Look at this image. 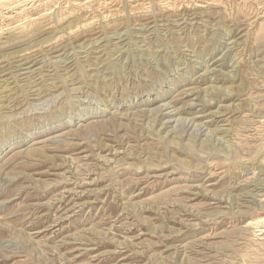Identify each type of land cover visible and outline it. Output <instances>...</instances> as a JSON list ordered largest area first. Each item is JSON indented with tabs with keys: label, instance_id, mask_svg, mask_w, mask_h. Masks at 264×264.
<instances>
[{
	"label": "rangeland",
	"instance_id": "1",
	"mask_svg": "<svg viewBox=\"0 0 264 264\" xmlns=\"http://www.w3.org/2000/svg\"><path fill=\"white\" fill-rule=\"evenodd\" d=\"M213 1L4 23L0 264H264V0Z\"/></svg>",
	"mask_w": 264,
	"mask_h": 264
},
{
	"label": "bare ground",
	"instance_id": "2",
	"mask_svg": "<svg viewBox=\"0 0 264 264\" xmlns=\"http://www.w3.org/2000/svg\"><path fill=\"white\" fill-rule=\"evenodd\" d=\"M72 1H75V0H0V38L1 37H3V35L4 34H8V33H10L11 32V28H4L3 27V25H4V23L5 22H11V21H16V20H18V18H20V17H22V15L23 14H25L26 16H28V14L31 12V11H35V9H37L38 10V8L37 7H40L41 6V8L42 7H48V9H50V7L51 6H55V7H60L62 4H67V6L68 5H70L71 4V2ZM87 1V0H86ZM91 1V0H90ZM93 1V0H92ZM196 1H198V2H202V3H206V5H211V3L210 2H214L213 0H196ZM101 2V1H100ZM99 2V3H100ZM98 3V2H97ZM98 3V4H99ZM110 3V2H109ZM76 4H77V2H76ZM106 4V3H105ZM199 5V7H204L201 3L200 4H198ZM65 6V5H64ZM190 6V5H189ZM72 7V6H71ZM73 8V7H72ZM89 8V7H88ZM43 9V8H42ZM74 10V9H73ZM51 12V11H50ZM50 12H48V13H50ZM32 13V12H31ZM106 15V14H105ZM105 17V16H104ZM29 19H30V17H29ZM29 21V20H28ZM150 24V23H149ZM146 27V26H145ZM119 34V33H118ZM119 40H121V39H119ZM103 48V47H102ZM24 56H26V55H24ZM23 64V63H22ZM36 63H34L32 66H27V67H24V68H22L19 72H20V74L21 75H24V74H26V73H31V70L29 71V69H31L34 65H35ZM210 65V64H209ZM21 66V65H20ZM13 67V66H12ZM11 67V68H12ZM18 68V67H17ZM207 69V68H206ZM25 70H28V72H24ZM208 71H209V68H208ZM18 72V71H17ZM34 72H36V71H34ZM206 72H207V70H206ZM12 74V73H11ZM8 77V76H7ZM3 78V79H0V83L1 82H3V84H0V87H4L5 89L7 88V87H9L10 85H9V80H8V78ZM17 77H19V76H17ZM25 80V79H24ZM29 86V85H28ZM194 88H189V89H185L184 90V92H183V95H186V96H188V95H193L195 92H193L192 90H193ZM29 92H34V90L33 91H31V90H29ZM208 92V91H207ZM33 94V93H32ZM40 95V94H39ZM205 98V97H204ZM197 99V98H196ZM225 99V98H224ZM205 101H207V99H205ZM151 102V101H150ZM202 102V101H201ZM193 103V102H192ZM192 103H190V104H192ZM198 103V102H197ZM189 104V105H190ZM194 104V103H193ZM211 104V103H210ZM197 105V104H196ZM164 107H165V109H167V108H169V105L168 104H164L163 105ZM194 106V105H193ZM164 109V108H163ZM162 109V110H163ZM162 110H160V113L158 114V116L157 117H159L158 118V120L160 119V117L161 116H166V117H168V119L169 118H171V117H174L175 115L174 114H178L179 113V109L178 108H175V109H173L172 111H169V112H165V113H163V111ZM174 115V116H173ZM226 114H222V112L221 111H216V112H212L210 115H209V117L210 118H212L210 121L211 122H218V120L221 118V117H223V116H225ZM229 115V114H228ZM162 118H164V117H162ZM86 119V118H85ZM167 119V120H168ZM180 119V118H179ZM178 119V120H179ZM155 120H156V117H155ZM154 120V121H155ZM157 120V121H158ZM162 120V119H161ZM172 118L171 119H169L168 120V122H162V125H164V128L165 129H167L168 127H170L169 125H168V123H170V122H176L177 121V119L176 120H172ZM184 120H185V122H184V124L187 122V119H185L184 118ZM191 120H193V119H191ZM182 121V120H181ZM219 121H223V120H219ZM179 121H177V123H178ZM193 122V121H192ZM196 122V121H195ZM159 123V122H158ZM188 123H191V121H188ZM195 123H193V125H194ZM177 125H179V124H177ZM182 125H183V122H182ZM189 125V124H188ZM196 125V124H195ZM186 126V125H185ZM198 126H199V130H202L203 128H205V126H201L200 124H198ZM183 127V126H182ZM196 127V126H195ZM197 128V127H196ZM198 129V128H197ZM205 130V129H204ZM229 129L228 128H222V127H217L216 128V130L215 131H213V133L214 132H216V134L217 133H220L221 135H223V137H225V138H228V137H230V134H229ZM176 132V131H175ZM178 134V133H177ZM180 135V137H182L183 135H184V132H182V133H180L179 134ZM218 135V134H217ZM55 138V137H54ZM239 141V140H238ZM264 156V155H263ZM158 164V163H157ZM212 165V164H211ZM260 218V217H259ZM262 219V218H261ZM251 223V222H250ZM264 230V229H263Z\"/></svg>",
	"mask_w": 264,
	"mask_h": 264
}]
</instances>
